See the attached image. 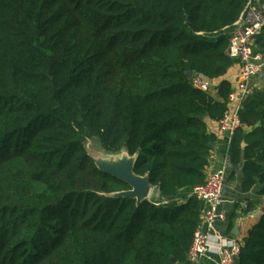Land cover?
<instances>
[{"label":"trees","instance_id":"obj_1","mask_svg":"<svg viewBox=\"0 0 264 264\" xmlns=\"http://www.w3.org/2000/svg\"><path fill=\"white\" fill-rule=\"evenodd\" d=\"M264 0H0V264H186L235 85L231 31ZM254 53L264 56V28ZM231 142L243 191L264 198V90ZM136 158L157 201L100 170L83 136ZM246 146L243 147L242 145ZM238 264H264V211Z\"/></svg>","mask_w":264,"mask_h":264},{"label":"built area","instance_id":"obj_2","mask_svg":"<svg viewBox=\"0 0 264 264\" xmlns=\"http://www.w3.org/2000/svg\"><path fill=\"white\" fill-rule=\"evenodd\" d=\"M263 28L264 6L250 4L231 31L229 55L238 62L240 71L235 89L228 97L227 111L218 122L220 133L226 136L230 144L241 126L239 112L243 103L256 91L251 82L261 75L264 68L263 56L254 53L255 39ZM190 81L196 89L212 95L217 93L218 86L211 80L193 75ZM225 184V170L215 169L207 174L204 184L191 190L190 195L201 201L203 213L202 223L195 232L187 253V262L190 264L198 263L201 258L211 252L214 226L218 221L226 220V213L222 210ZM217 247L221 256L220 264H238L241 243L228 239H217Z\"/></svg>","mask_w":264,"mask_h":264},{"label":"crops","instance_id":"obj_3","mask_svg":"<svg viewBox=\"0 0 264 264\" xmlns=\"http://www.w3.org/2000/svg\"><path fill=\"white\" fill-rule=\"evenodd\" d=\"M239 71L240 65L237 62L229 69L225 77L215 80L213 83L218 86L222 80H227L235 85ZM251 84L256 88V91L264 90V68L261 75L253 79ZM208 129L209 132L217 135V142L211 152L210 166L206 174L221 168L226 172L224 203L222 205V210L226 213V220L218 221L215 224L213 248L209 254L201 258L196 264H220L221 256L217 247V239H228L241 243L247 237L250 229L259 221L264 211V198L258 195L260 188L258 185L249 192L243 191V167L245 163L243 162L238 166L232 164L231 144L226 136L220 133L218 122L208 121ZM152 191L157 190L153 188ZM190 193L191 191H182L180 195L189 196ZM158 198L159 193L157 191L156 201ZM186 264L190 263L187 262Z\"/></svg>","mask_w":264,"mask_h":264},{"label":"rangeland","instance_id":"obj_4","mask_svg":"<svg viewBox=\"0 0 264 264\" xmlns=\"http://www.w3.org/2000/svg\"><path fill=\"white\" fill-rule=\"evenodd\" d=\"M83 142L88 153L92 156L99 168L106 169L120 176L123 173H121V170L115 169L114 163H118L119 165L124 164L125 167L127 166L131 170L134 158L130 157L126 152L110 153L103 148L99 138L92 135H84ZM156 199L157 191H152L148 200L156 201Z\"/></svg>","mask_w":264,"mask_h":264},{"label":"water","instance_id":"obj_5","mask_svg":"<svg viewBox=\"0 0 264 264\" xmlns=\"http://www.w3.org/2000/svg\"><path fill=\"white\" fill-rule=\"evenodd\" d=\"M193 75H194V73L192 71H189L187 73L189 80L192 79ZM243 146H246V145L244 144ZM132 158H134V160H133L132 168L130 170V174L124 173L122 176H120V175L112 173L106 169L99 168L98 166L97 167L104 172H107L111 175H114V176L120 178L121 180L127 182L131 186V188H132L131 191L117 194V196L134 198L140 204L144 200L149 199L151 192L153 190V187L149 184L147 177H139V176L135 175L134 168H135V164H136V158L135 157H132Z\"/></svg>","mask_w":264,"mask_h":264},{"label":"bare ground","instance_id":"obj_6","mask_svg":"<svg viewBox=\"0 0 264 264\" xmlns=\"http://www.w3.org/2000/svg\"><path fill=\"white\" fill-rule=\"evenodd\" d=\"M103 164V163H102ZM110 164V163H109ZM115 169H119L121 170V173H126V174H130V170L127 168V166L125 167L124 164L119 165L118 163H114Z\"/></svg>","mask_w":264,"mask_h":264}]
</instances>
